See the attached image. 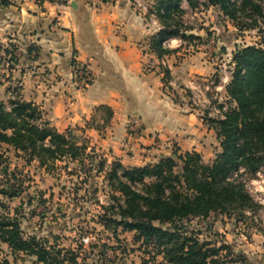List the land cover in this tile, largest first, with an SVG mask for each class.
<instances>
[{
    "label": "trees",
    "instance_id": "16d2710c",
    "mask_svg": "<svg viewBox=\"0 0 264 264\" xmlns=\"http://www.w3.org/2000/svg\"><path fill=\"white\" fill-rule=\"evenodd\" d=\"M12 1L0 0V6L8 7ZM182 1L154 0L148 9L147 16L152 14L160 23L148 39L149 50L159 60L172 52L165 45L168 39L190 42L197 38L185 24ZM186 2L192 11L199 6L217 9L239 31L256 29L264 34L263 0ZM262 43L234 49L225 102H212L217 116L207 111L202 116L220 146L210 162H204L197 151L175 150L142 165L126 166L117 158L107 163L73 130L57 131L39 105L23 97L21 83L7 90L11 94L6 101L0 100V146L6 145L39 167L50 168L61 161L65 166L75 163L85 176L93 171L101 174L109 188V201L102 206L98 222L114 235L118 230L133 233L135 242L162 256L163 264H226L223 251L230 254V247L201 241L183 221L207 219L211 214L243 220L247 212L258 208L242 173L253 176L264 167V38ZM160 67L163 88L173 90L169 69ZM2 155L0 149V159ZM3 174L6 186L0 188V195L10 199L20 196V179L6 167ZM7 210L0 199V242L11 253H25L40 264H86L80 260V246L64 248L45 237H25L21 219ZM242 260V254L235 258ZM0 264H10L1 251Z\"/></svg>",
    "mask_w": 264,
    "mask_h": 264
},
{
    "label": "crops",
    "instance_id": "0c3cea01",
    "mask_svg": "<svg viewBox=\"0 0 264 264\" xmlns=\"http://www.w3.org/2000/svg\"><path fill=\"white\" fill-rule=\"evenodd\" d=\"M153 2L13 0L0 6V38L23 43L15 65L22 67L23 97L39 105L57 131L80 128L107 161L126 166L142 165L163 144L201 153L214 133L197 111L173 99L181 84L207 76L211 64L201 53L182 54L192 48L178 38L167 43L172 52L162 60L149 50L148 39L160 28L147 16ZM162 63L173 90L163 88ZM76 65L89 70L87 85L76 81ZM133 117L141 122L136 134L128 128Z\"/></svg>",
    "mask_w": 264,
    "mask_h": 264
},
{
    "label": "rangeland",
    "instance_id": "374dc122",
    "mask_svg": "<svg viewBox=\"0 0 264 264\" xmlns=\"http://www.w3.org/2000/svg\"><path fill=\"white\" fill-rule=\"evenodd\" d=\"M44 1L37 0L40 5ZM183 6L185 24L192 28L189 32L197 38L187 42L192 49L181 53H201L200 56L211 64V71L205 77H193L197 88L190 89L181 84L175 96L179 103L197 111L201 118L205 111L210 116H217L218 112L212 102H225L226 93L225 88L219 86L220 83L216 88L215 79L218 77L221 82V79L230 76L232 52L236 47L263 45L264 34L256 29L237 30L213 7L199 6L192 11L186 3ZM9 39L5 35L0 38V100L4 101L10 96L9 92L22 82L19 75L22 67L15 69V65L19 63L23 43L21 39L12 42ZM196 46L201 48L196 50ZM72 130L81 142H85L80 128ZM214 134L200 153L204 162L212 161L220 150ZM0 149L3 153L0 159V188L6 186L3 174L5 167L8 173L14 172L20 179L22 187L20 196L10 199L0 195V199L10 214L21 219L25 237H45L50 241L55 240L64 248L77 249L80 246V260L86 264H163L162 256L148 250L140 242H135L133 233L118 230L114 235L98 222L103 213L102 206L109 201V188L101 174L93 171L91 175L85 176L75 163H67L65 166L61 161L55 162L53 169L39 167L37 162L27 161L6 145H1ZM156 149L150 150L145 163L153 162L157 156L171 154L175 150L179 153L193 151L183 150L173 143L163 144ZM242 180L258 204V208L247 212L243 220L211 214L207 219L184 220L183 224L201 241H208L215 246H229L230 254L223 251L226 264H264V167L253 176L242 173ZM83 237H89V241L85 243ZM0 251L1 257L7 258L10 264H40L25 253H11L1 242ZM238 254L243 255L242 261H235Z\"/></svg>",
    "mask_w": 264,
    "mask_h": 264
},
{
    "label": "built area",
    "instance_id": "2783aa9c",
    "mask_svg": "<svg viewBox=\"0 0 264 264\" xmlns=\"http://www.w3.org/2000/svg\"><path fill=\"white\" fill-rule=\"evenodd\" d=\"M94 1V0H93ZM98 1H106V2H110L111 0H98ZM173 39H175V38H170V39H168L166 42H165V45L167 46V43L168 42H171ZM168 47V46H167ZM162 65L164 66V64L162 63ZM165 67V66H164ZM74 72H75V79H76V81L80 84V85H87L88 83H89V81L91 80V74H90V72H89V70L87 69V68H85L84 66H82V65H76L75 66V70H74ZM230 77V76H229ZM229 77L227 76V77H224L223 79H221V82H220V80H219V82L218 83H220L219 84V86H223L224 88H225V86H226V84L228 83V81H229ZM214 83H216L215 81H214ZM213 83V84H214ZM218 83H216V84H214V85H216V88H218V86H217V84ZM189 88L190 89H194V88H197V86L192 82L191 84H190V86H189ZM205 88H208L207 86L205 87ZM217 110V109H216ZM217 112H218V110H217ZM128 128H129V131L131 132V133H134V134H136V133H138L139 131H140V128H141V122H140V120H139V118H137V117H133L130 121H129V126H128ZM82 240L86 243V242H88L89 241V237H83L82 238Z\"/></svg>",
    "mask_w": 264,
    "mask_h": 264
}]
</instances>
